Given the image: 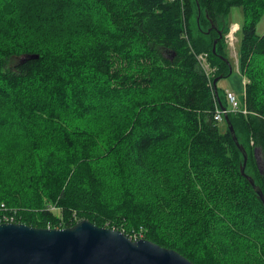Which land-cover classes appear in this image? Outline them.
Segmentation results:
<instances>
[{
	"label": "trees",
	"instance_id": "trees-1",
	"mask_svg": "<svg viewBox=\"0 0 264 264\" xmlns=\"http://www.w3.org/2000/svg\"><path fill=\"white\" fill-rule=\"evenodd\" d=\"M231 7L245 113L212 83L232 72ZM263 13L264 0H0V223L86 219L194 264H264V203L225 113L214 120L225 107L264 196Z\"/></svg>",
	"mask_w": 264,
	"mask_h": 264
},
{
	"label": "water",
	"instance_id": "water-1",
	"mask_svg": "<svg viewBox=\"0 0 264 264\" xmlns=\"http://www.w3.org/2000/svg\"><path fill=\"white\" fill-rule=\"evenodd\" d=\"M199 8V5L197 3ZM219 32V37L221 32ZM217 39L213 41L215 52ZM30 54L28 58H36ZM228 62V59H226ZM231 71V69H230ZM221 76L212 81L214 87ZM223 109V106H222ZM224 120L240 150L241 174L247 178L264 203V196L253 178L245 173L247 152L235 131ZM0 264H194L179 252L147 239L133 240L121 230L98 226L82 219L66 228H38L23 223H0Z\"/></svg>",
	"mask_w": 264,
	"mask_h": 264
},
{
	"label": "rangeland",
	"instance_id": "rangeland-1",
	"mask_svg": "<svg viewBox=\"0 0 264 264\" xmlns=\"http://www.w3.org/2000/svg\"><path fill=\"white\" fill-rule=\"evenodd\" d=\"M70 11L71 10H67V13ZM242 19H243V17H242L241 8L240 7H231L229 14L226 18L227 22L229 23V30L225 35V41H226V54L229 57L228 59H229V62L231 64L232 72L229 76L219 79L217 81V84H216L217 89L219 91L233 92L236 96V99H237L240 107H241L242 97H243V93H244V78L240 74L239 69H238V55H237V53H238L239 39L241 36V31L239 28L242 24ZM194 24L195 23H193V25ZM233 24L235 26H233ZM230 28H231V30H230ZM229 31H230V34L228 35V38H227L226 36L229 33ZM256 32L258 34L264 33V13L260 16V18L257 22ZM199 55H203V54H199ZM203 56H205L204 59H201V60L197 59L198 64L200 66H202L204 69L210 70L208 62L206 60V55H203ZM220 97H221V99H223V93H221ZM98 123L101 126H104L106 124L104 118H100V117L98 119ZM5 159L8 160V158L6 156H5ZM2 165H4L3 166L4 168L8 167L9 161L6 162L5 164L3 163ZM53 210L55 211L56 214H59V210H57V209H53ZM136 231H137V229L131 230L132 237H138L141 235L140 234L141 232L136 233Z\"/></svg>",
	"mask_w": 264,
	"mask_h": 264
},
{
	"label": "built area",
	"instance_id": "built-area-1",
	"mask_svg": "<svg viewBox=\"0 0 264 264\" xmlns=\"http://www.w3.org/2000/svg\"><path fill=\"white\" fill-rule=\"evenodd\" d=\"M204 57L205 56H203V55H199L198 59L201 60V59H204ZM226 96H227L228 102L231 105L230 111H236L237 110V101L235 99L234 94L230 91H227ZM243 112H245V111H243ZM222 114H223V111H221L220 109H217L214 113V120L215 121H221L222 120ZM2 222H11V219H5V221H2Z\"/></svg>",
	"mask_w": 264,
	"mask_h": 264
},
{
	"label": "bare ground",
	"instance_id": "bare-ground-1",
	"mask_svg": "<svg viewBox=\"0 0 264 264\" xmlns=\"http://www.w3.org/2000/svg\"><path fill=\"white\" fill-rule=\"evenodd\" d=\"M234 26V25H233ZM232 27V26H231ZM230 30H231V28H230ZM230 34V31H229V33L227 34V38H228V35ZM219 80V79H218ZM226 93H227V91H226ZM233 93V92H232ZM234 94V93H233ZM234 96H235V94H234ZM226 98H227V96H226ZM235 99H236V96H235ZM227 101H228V99H227ZM236 101H237V99H236ZM228 104H229V110H231V105H230V103L228 102ZM221 111H223V113H225V114H227V110L225 109V107H223V109H221ZM236 111H241L242 113H245V112H243V111H245L244 110V108L241 106H239V103H238V101H237V110ZM11 222H14V223H20V222H15L13 219H11ZM72 226V225H71ZM64 228H66V227H64ZM132 239V238H131ZM141 239V238H140ZM133 240H138V239H133Z\"/></svg>",
	"mask_w": 264,
	"mask_h": 264
},
{
	"label": "crops",
	"instance_id": "crops-1",
	"mask_svg": "<svg viewBox=\"0 0 264 264\" xmlns=\"http://www.w3.org/2000/svg\"><path fill=\"white\" fill-rule=\"evenodd\" d=\"M234 25V24H233ZM235 26V25H234Z\"/></svg>",
	"mask_w": 264,
	"mask_h": 264
}]
</instances>
